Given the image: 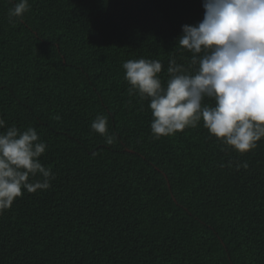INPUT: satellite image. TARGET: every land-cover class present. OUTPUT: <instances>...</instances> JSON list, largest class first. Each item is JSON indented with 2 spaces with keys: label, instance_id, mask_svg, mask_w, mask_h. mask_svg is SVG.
Masks as SVG:
<instances>
[{
  "label": "trees",
  "instance_id": "trees-1",
  "mask_svg": "<svg viewBox=\"0 0 264 264\" xmlns=\"http://www.w3.org/2000/svg\"><path fill=\"white\" fill-rule=\"evenodd\" d=\"M17 2L0 0V132L35 128L55 179L0 214V264H264V138L240 154L201 121L157 140L124 78L141 58L164 87L170 59L194 75L178 38L205 0H28L10 22Z\"/></svg>",
  "mask_w": 264,
  "mask_h": 264
},
{
  "label": "clouds",
  "instance_id": "clouds-1",
  "mask_svg": "<svg viewBox=\"0 0 264 264\" xmlns=\"http://www.w3.org/2000/svg\"><path fill=\"white\" fill-rule=\"evenodd\" d=\"M29 9L28 0H18L9 9L10 22ZM204 9L203 20L184 25L178 38L179 46L194 54L191 64L198 65L194 75L170 59L164 87L159 76L162 63L141 58L123 63L124 78L130 95L150 101L155 139L203 121L210 135L244 154L264 138V0H205ZM200 53L201 57L195 55ZM205 97L215 106L203 105ZM107 125V116L98 115L91 128L112 144L115 137ZM4 127L0 118V129ZM46 149L33 127L20 131L13 125L0 132V214L11 208L22 190L36 193L51 187L55 176L39 159ZM38 175L40 179H35Z\"/></svg>",
  "mask_w": 264,
  "mask_h": 264
}]
</instances>
